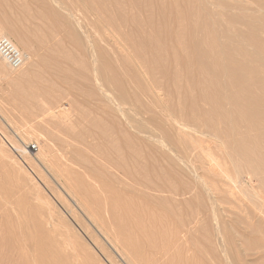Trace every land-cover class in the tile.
Wrapping results in <instances>:
<instances>
[{
	"label": "rangeland",
	"instance_id": "rangeland-1",
	"mask_svg": "<svg viewBox=\"0 0 264 264\" xmlns=\"http://www.w3.org/2000/svg\"><path fill=\"white\" fill-rule=\"evenodd\" d=\"M233 3L0 0V37L35 59L15 71L0 58V264H43L37 241L60 246L67 264H264V146L249 160L235 141L251 129L212 125L202 100L204 51L235 68L252 51L264 59V22L255 33ZM220 76L207 87L238 86ZM122 99L149 139L126 126ZM60 107L71 121L51 117ZM186 148L200 157L178 162Z\"/></svg>",
	"mask_w": 264,
	"mask_h": 264
},
{
	"label": "bare ground",
	"instance_id": "bare-ground-1",
	"mask_svg": "<svg viewBox=\"0 0 264 264\" xmlns=\"http://www.w3.org/2000/svg\"><path fill=\"white\" fill-rule=\"evenodd\" d=\"M233 1H234V3L232 5H230V4L228 5L229 9L236 10L239 13L233 14L231 16L250 23L252 28L254 29V32L256 33L259 29V25L254 24V23L256 21H260V20L262 22H264V13H262V11H264V0H233ZM254 6H258L259 11H254V9H253ZM71 15L73 17H75L74 12ZM262 26H264V25H262ZM2 36H4L5 38H7L9 40L11 39V35L8 33H4V34H2ZM73 37L77 42H79V43L81 42L83 45L82 40H80V38L78 37L76 32L74 33V31H73ZM18 40H19V38H18ZM20 43H22V45H24V40L23 39L20 40ZM90 43H92L93 49H94L93 62H92L93 65H92V68H90V71H92L94 73V75H96L97 79L100 80V78H99L100 75L101 76L106 75L105 74L106 69L104 67H99L96 65L97 62L99 61V57H98L97 52L95 50V49H97V46H98V40H96V39L93 40L91 38ZM16 46L18 47V45H16ZM215 51H217V50H215ZM28 52H30V51H28ZM221 52L222 51H220V53ZM31 53H32V51H31ZM31 53L30 54L26 53V55H24L23 53L22 54L25 56L27 61H30L32 63L35 59L33 60V56H32L33 53H32V55H31ZM246 54H248V52H246ZM251 54L253 55L252 59H250L248 61H243V62L241 61L238 65L239 67L235 68V67H231L232 58H229V57H227L226 59L224 58L222 60L215 59L216 64H212L209 61V56H210L209 53L207 51H204L202 53L201 58H200V65L203 68H207L211 73L209 75H206L205 79H202L201 87L203 89L202 100L205 102H208L209 105L213 106L212 108L214 110V116L217 119L216 121H213L212 125H217V123L219 122V123H223V124L227 125L230 129L231 128L234 129L235 125L237 123L239 125L240 124H246L247 128L251 129V131L242 132L239 135V138L235 142L237 143V145L240 146L241 150L244 152L245 156L249 160L255 159L256 161H258L261 159V158L256 159L258 156H260L259 145L264 146V73H261L256 68H254L253 64H254V62L255 63L261 62L264 64V59L259 61L257 58L258 53L255 51H252ZM100 56L102 58H105V55L102 52L100 53ZM226 62H227V64H226ZM249 67L251 69H249ZM221 71H225L226 74L230 75V77L237 80L236 82L238 83V86L233 87L231 91H228L227 87H226L225 88L226 93L223 95H220L216 88H212L213 86L207 87L208 83L210 82L209 79L221 80V76H220ZM74 72H72V74H71L72 76H73ZM254 78L257 81V84H255L257 87L254 86L251 82L252 79H254ZM72 79H73V77H72ZM89 80L90 79L88 78L87 79L88 84L90 83ZM243 82H246L247 85H241V83H243ZM154 95H156L158 98L161 97V93L158 91H155ZM126 103H127L126 99H122L117 104L118 111L121 114L122 120L125 122L127 127L133 129L134 131H136L138 133L146 134L145 138L149 139L150 138V132H148L147 129L142 124L138 123L136 126H134L132 118L129 117V110L125 106ZM61 107L58 108V110L53 111L51 117H53L57 120H60L61 122L71 121L69 119H72L70 117L73 115L68 113V111H67L68 109L65 111ZM69 112H70V110H69ZM234 114H235V116H234ZM211 118H212V120L214 119L213 117H211ZM173 126L180 133L182 131H184V129H185V126L178 121H174ZM126 135H128V134H126ZM147 135H149V136L147 137ZM109 143L111 144V143H113V141L110 140ZM120 143H121V141H120ZM119 147H118V149H119ZM17 148H19V145L17 146ZM38 148H39V146H38ZM35 153H37V152H35ZM198 157H200V155L198 154V152L194 148H186L185 150H183V152L178 151L176 153V158H177L178 162L183 163V164L188 163L191 160H195ZM212 160H214V159H212ZM211 166H212V164H211ZM120 167L123 170L122 163H121ZM211 171L214 174H217L219 176L229 178V180L232 183H236L234 178L230 177L227 170H225L223 168V166L217 162H216V167L213 166L211 168ZM95 173L98 174L96 171H95ZM247 174H251V173L247 172ZM127 186H130V185L127 184ZM189 232H190L189 230L185 232L187 236H188L187 233H189ZM224 232H222L221 234H223ZM216 234H217V231H216ZM221 234H220V236H223ZM220 236H218V237H220ZM223 237H225V236H223ZM240 239H241V237H240ZM244 241H242V242H244ZM35 245L37 246V250H39L38 255L41 258V261H45V262H43V264H48V258L51 260V263H49V264H67L66 260H68V258H66V255H62V253L60 252V251H62L61 247L59 246V249H60L59 250L58 247L56 246V244L53 243V241L52 242H43V241L39 242V241H37L35 243ZM94 250H96V249H94ZM49 255L51 257H48Z\"/></svg>",
	"mask_w": 264,
	"mask_h": 264
},
{
	"label": "built area",
	"instance_id": "built-area-1",
	"mask_svg": "<svg viewBox=\"0 0 264 264\" xmlns=\"http://www.w3.org/2000/svg\"><path fill=\"white\" fill-rule=\"evenodd\" d=\"M0 58L13 70L21 69L26 63V58L22 52L17 49L11 40L5 37H0ZM31 149L35 152L38 151L37 145H33Z\"/></svg>",
	"mask_w": 264,
	"mask_h": 264
}]
</instances>
